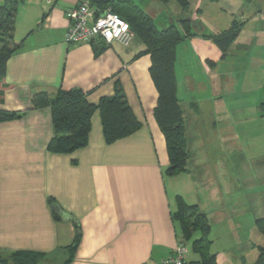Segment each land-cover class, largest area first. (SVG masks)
<instances>
[{"label":"crops","instance_id":"crops-1","mask_svg":"<svg viewBox=\"0 0 264 264\" xmlns=\"http://www.w3.org/2000/svg\"><path fill=\"white\" fill-rule=\"evenodd\" d=\"M82 1L19 4L15 38L25 41V47L10 59L0 87L4 94L0 109L22 116L0 123V256L38 253L46 256L41 264H162L184 240L173 220L176 198L199 205L200 177L192 172V160L187 173L167 174L166 139L155 117L159 93L150 72L152 57L144 54L142 41L135 37L129 47L114 42L100 53L90 44L65 43L66 13ZM5 2L0 0V7ZM141 3V9L153 11L152 0ZM181 17L201 23L204 33L212 37L234 23L240 26L225 58L218 45L200 36L178 45L176 74L183 93L179 97L192 150L195 138L189 126L199 116L214 118L212 125L224 133L223 141L232 134L236 116V123L246 116L264 117V0H190L186 13L171 5L155 21L165 29L178 26ZM238 48L245 53L233 66L242 70L243 81L235 86L233 70L226 76L222 69L230 61V52ZM118 83L142 129L108 145L97 112L86 148L73 154L51 153V110L34 109L33 97L80 90L98 104L114 95ZM244 97L250 99V106ZM222 99L221 111L196 108V101ZM211 227L212 232L219 229L215 224ZM252 232L250 239L246 233L226 229L224 238L212 239L217 264H255L264 237L256 229ZM77 237L78 247L70 251ZM188 243L187 259L200 262L193 241Z\"/></svg>","mask_w":264,"mask_h":264},{"label":"trees","instance_id":"trees-1","mask_svg":"<svg viewBox=\"0 0 264 264\" xmlns=\"http://www.w3.org/2000/svg\"><path fill=\"white\" fill-rule=\"evenodd\" d=\"M24 0H6L0 7V87L4 86L6 72L10 59L25 47V41L15 38L16 20L19 13V4ZM93 10L98 13L111 8L116 14L124 18L131 26L136 38L146 46L144 54L152 57L151 76L159 93L155 117L166 139L170 166L167 174L170 177L179 176L188 172L191 159L187 139V126L184 110L178 97V80L176 63L178 45L187 39L200 36L212 40L224 52L232 45L240 34V26L234 23L233 27L221 35L212 37L203 31V26L189 18L181 17L179 25L161 29L157 26V16L175 5L182 13L190 8V0H152L153 11H144L132 0H87ZM98 53L108 46L105 43L92 44ZM4 94L0 91V103ZM34 109H50L54 125V137L49 145L53 154H73L84 149L90 141L93 116L99 112L105 141L112 145L117 141L129 137L142 129L132 107L128 103L124 90L118 83L115 93L105 97L98 104L88 99V94L80 90H60L54 97L42 92L32 99ZM264 116V104L261 105ZM22 116L15 112L0 109V123L18 120ZM177 211L173 215L183 235V243L193 241L192 249L201 258L200 262L192 264H217L216 256L212 254L213 240L210 238L212 227L207 215L201 213L199 205H191L179 196L176 198ZM54 207V201H50ZM57 220H61L55 211ZM255 225L264 237V214L256 217ZM199 237L195 239V235ZM195 239V240H194ZM79 237L70 251H75L79 244ZM259 257L255 264H264V248H258ZM46 258L43 254L17 252L9 257L0 256V264H41ZM70 261L65 264H69Z\"/></svg>","mask_w":264,"mask_h":264},{"label":"rangeland","instance_id":"rangeland-1","mask_svg":"<svg viewBox=\"0 0 264 264\" xmlns=\"http://www.w3.org/2000/svg\"><path fill=\"white\" fill-rule=\"evenodd\" d=\"M138 2L141 7V0ZM244 53V48L231 51L230 61L222 69L226 76L233 70L235 86L243 81V72L233 64L240 61ZM181 84L178 82V97L183 95ZM244 98L241 99L250 106V99ZM223 101H206L204 104L196 101V108H203L208 113L217 109L221 111L225 105ZM188 109L185 108V111L188 112ZM221 118L224 120V117ZM213 119L199 116L194 119L196 124L189 126L195 138L190 149V160L193 161L191 169L193 167L192 172L200 177L201 182L196 190L201 194L199 210L207 215L210 225L219 227L211 232V239L224 238L223 235H227L226 229L241 231L251 239L254 236L252 231L257 230L256 217L264 214V117L246 116L241 123H236V116L235 126L232 125L234 130L225 141L220 139L224 133L212 125ZM212 187L214 190H211ZM250 227H254L253 230ZM187 244L190 249V244Z\"/></svg>","mask_w":264,"mask_h":264},{"label":"built area","instance_id":"built-area-1","mask_svg":"<svg viewBox=\"0 0 264 264\" xmlns=\"http://www.w3.org/2000/svg\"><path fill=\"white\" fill-rule=\"evenodd\" d=\"M66 16L69 27L65 43L68 46L95 43H105V45L111 46L112 43L118 42L129 47L136 37L130 24L111 8H107L97 15V11L92 9L87 0L68 9ZM187 256V246L179 243L173 255L162 264H192L188 261Z\"/></svg>","mask_w":264,"mask_h":264}]
</instances>
